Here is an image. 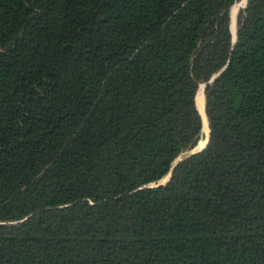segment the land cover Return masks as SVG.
Masks as SVG:
<instances>
[{
  "label": "trees",
  "instance_id": "trees-1",
  "mask_svg": "<svg viewBox=\"0 0 264 264\" xmlns=\"http://www.w3.org/2000/svg\"><path fill=\"white\" fill-rule=\"evenodd\" d=\"M236 1L0 0V264H264V0L233 47Z\"/></svg>",
  "mask_w": 264,
  "mask_h": 264
},
{
  "label": "water",
  "instance_id": "water-1",
  "mask_svg": "<svg viewBox=\"0 0 264 264\" xmlns=\"http://www.w3.org/2000/svg\"><path fill=\"white\" fill-rule=\"evenodd\" d=\"M246 4H247V0H245L244 5H243L242 8H244V7L246 6ZM242 8H241V9H242ZM241 9H240V10H241ZM240 10L237 11V15L239 14ZM236 33H237V28L235 29V34H234V35L232 34V46H233V47H234L235 44H236ZM221 71H222V70H221ZM221 71H220V72H221ZM220 72L216 73V74L213 75L209 80H207L206 82L202 83V86H203V92H204L205 87L207 86V84H209L213 79H215V78L220 74ZM196 93H197V92H196ZM197 109H198V111H199V113H200V116H201V119H202L201 112H200V110H199L198 107H197ZM203 110H204V114H205V117H206V113H205V97H204V103H203ZM203 123H204V122H203V120H202V126H203ZM206 123H207L208 131H207V138H206L204 144H203L202 146H199V145L197 144L194 148H192V149H190V150H188V151H184V152H182V153L176 158V160L174 161V165H175L179 160H181V159H183V158H185V157H187V156H189V155H191V154H193V153H196V152L202 150V149L206 146V144H207V142H208V139H209V131H210V130H209V126H208L207 117H206ZM201 136H202V133H201ZM200 139H201V137H200ZM199 141H200V140H199ZM199 141H198V143H199ZM172 167H173V166H172ZM169 178H170V173L167 175L166 180H164V181L162 182L161 179H160V180H158L157 182H155V183L152 184V185H155V186H156V185L164 184V183H166V181L169 180Z\"/></svg>",
  "mask_w": 264,
  "mask_h": 264
},
{
  "label": "bare ground",
  "instance_id": "bare-ground-1",
  "mask_svg": "<svg viewBox=\"0 0 264 264\" xmlns=\"http://www.w3.org/2000/svg\"><path fill=\"white\" fill-rule=\"evenodd\" d=\"M244 2H245V0H241L240 2L234 4L231 8L232 21H231V28L230 29H231V32L233 35L235 34V16H236L238 9L244 5ZM195 100H196V105L201 112L202 120L204 122L203 126H202L203 138H201L199 143H198L199 146H202L204 144L206 138H207V131H208L207 123H206V117H205L204 110H203L204 92H203V86L202 85H200L198 90H197Z\"/></svg>",
  "mask_w": 264,
  "mask_h": 264
},
{
  "label": "rangeland",
  "instance_id": "rangeland-1",
  "mask_svg": "<svg viewBox=\"0 0 264 264\" xmlns=\"http://www.w3.org/2000/svg\"><path fill=\"white\" fill-rule=\"evenodd\" d=\"M241 0H237L234 4H236V3H238V2H240ZM243 6H241L239 9H241ZM232 8V7H231ZM238 9V10H239ZM231 9H230V28H231V21H232V18H231ZM237 19H238V15H237V13H236V16H235V29L237 28ZM202 85V84H201ZM201 138H203V133H202V136H201ZM166 178H167V176H165V177H163L162 179H161V181L163 182L164 180H166Z\"/></svg>",
  "mask_w": 264,
  "mask_h": 264
}]
</instances>
